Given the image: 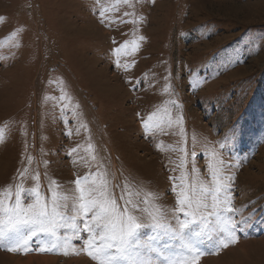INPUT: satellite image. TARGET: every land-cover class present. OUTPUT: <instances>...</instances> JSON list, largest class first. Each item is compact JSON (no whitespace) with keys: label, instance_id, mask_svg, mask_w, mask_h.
Returning <instances> with one entry per match:
<instances>
[{"label":"rangeland","instance_id":"rangeland-1","mask_svg":"<svg viewBox=\"0 0 264 264\" xmlns=\"http://www.w3.org/2000/svg\"><path fill=\"white\" fill-rule=\"evenodd\" d=\"M211 152L251 219L195 264H264V0H0V199L59 185L71 204L99 172L152 223L176 206L172 177L211 183ZM83 248L0 247V264H98Z\"/></svg>","mask_w":264,"mask_h":264},{"label":"snow or ice","instance_id":"snow-or-ice-1","mask_svg":"<svg viewBox=\"0 0 264 264\" xmlns=\"http://www.w3.org/2000/svg\"><path fill=\"white\" fill-rule=\"evenodd\" d=\"M120 2L127 4L128 0H117ZM144 127L148 129L147 122ZM224 146L221 144V148ZM209 156L213 160L208 165L211 183L194 181L189 185L184 177H172L176 206L171 210L158 208L152 223L140 222L137 215L147 211L140 206L145 201H134L125 191L120 203L109 180L101 178L99 172L75 179L71 204L59 185L50 186L46 194L39 184L32 189L17 185L14 200L10 190L4 193L7 203L0 199V247L25 254L38 251L68 255L75 239L83 242V250L98 264H195L205 254L203 244L213 241L218 251L237 242V231H243L241 226L251 219H237L231 191L234 177L225 175V168L231 165L215 152ZM24 192L31 196L28 203L22 197ZM145 228L151 233L142 239L140 232Z\"/></svg>","mask_w":264,"mask_h":264},{"label":"bare ground","instance_id":"bare-ground-1","mask_svg":"<svg viewBox=\"0 0 264 264\" xmlns=\"http://www.w3.org/2000/svg\"><path fill=\"white\" fill-rule=\"evenodd\" d=\"M93 28V27H92ZM97 31V30H96ZM105 33V32H104ZM139 108V107H138ZM136 118H137V120H139L140 122H142V117L141 116H136ZM135 120V119H134ZM145 133V132H144ZM43 259H45V258H43ZM47 260V259H46Z\"/></svg>","mask_w":264,"mask_h":264}]
</instances>
